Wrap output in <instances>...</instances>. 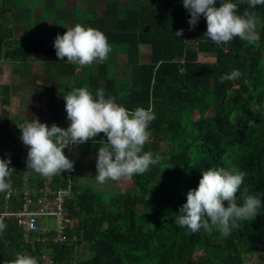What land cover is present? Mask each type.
I'll return each instance as SVG.
<instances>
[{
    "label": "trees",
    "instance_id": "16d2710c",
    "mask_svg": "<svg viewBox=\"0 0 264 264\" xmlns=\"http://www.w3.org/2000/svg\"><path fill=\"white\" fill-rule=\"evenodd\" d=\"M46 2L0 0V59L40 62L44 71L52 70L53 79L71 75L73 86L67 93L87 86L94 96L103 89L106 98L129 110L151 106L155 119L144 151L160 160L146 173L126 178L132 184L112 191L106 200L92 188L78 187L74 172L64 208L65 217L75 223L71 228L65 223L62 243L24 242L14 218L0 219L7 225L0 233V264H12L21 254L45 264L40 260L43 252L51 256L50 264H246L251 258L253 264H264V207L255 220L241 221L227 238L215 229L191 233L175 223L188 191L209 168L244 172L241 191L248 187L264 200V5L250 9L260 17L259 41L248 44L236 37L217 44L205 34L203 15L190 29V12L182 0H105L78 24L101 30L112 51L104 62L79 69L66 58L59 60L53 44L36 33L38 8L49 10L42 20L63 35L66 20L57 26L59 9ZM233 2L239 14L248 8L247 3ZM17 19L26 22L22 30ZM179 29L180 37L175 35ZM140 46L148 47L144 62ZM233 69L243 75L221 83L220 77ZM194 110L201 112L197 118L192 117ZM18 134L13 118L2 108L0 158L7 159L3 151L11 143L19 145ZM96 139L107 137L100 133ZM10 159L16 187L12 201L20 204V165L15 153ZM54 177L60 182L61 175ZM81 244L85 254L80 257Z\"/></svg>",
    "mask_w": 264,
    "mask_h": 264
},
{
    "label": "clouds",
    "instance_id": "9594fccd",
    "mask_svg": "<svg viewBox=\"0 0 264 264\" xmlns=\"http://www.w3.org/2000/svg\"><path fill=\"white\" fill-rule=\"evenodd\" d=\"M184 8L190 12L188 20L193 29L201 15L206 18L207 37L217 44H227L238 37L248 44H255L260 39L257 31L259 15L250 9L264 5V0H239L247 3L242 14L238 13V3L233 0H182ZM183 29L176 31L180 37ZM59 60H67L80 67L96 61L108 59L112 47L107 36L99 29L76 24L67 28L63 34H57L54 45ZM243 74L233 69L220 77V82L235 80ZM65 111L70 124L62 128L53 123L49 127L39 119L27 120L18 125L20 139L28 147L27 167L42 177L51 178L63 172L74 171V161L65 155L64 149L83 144L90 139L99 143L96 156V182L105 184L109 180L130 179L133 175L146 173L151 166L159 163V156L144 151L151 132L149 125L155 119L151 106L147 109L137 107L129 110L106 98L103 89H97L95 96L87 86L72 88L64 95ZM103 133L107 139L96 141ZM11 159L0 158V193L11 190L10 177L14 169ZM245 173L225 168H209L203 171L196 188L187 193V200L176 216L178 227H186L191 233L200 231L211 233L218 230L222 238H227L241 221L255 220L264 207V200L251 194L248 187H243ZM238 193L242 203H238ZM227 202L225 206L224 202ZM7 225L0 220V233ZM154 227V226H153ZM12 264H39L34 256L17 255Z\"/></svg>",
    "mask_w": 264,
    "mask_h": 264
},
{
    "label": "crops",
    "instance_id": "0c3cea01",
    "mask_svg": "<svg viewBox=\"0 0 264 264\" xmlns=\"http://www.w3.org/2000/svg\"><path fill=\"white\" fill-rule=\"evenodd\" d=\"M45 40L48 44L54 45L53 40L49 38ZM77 67L80 69L79 65ZM51 71L50 69L44 71L42 63L37 61L18 63L4 57L0 59V112L2 108L8 111L13 118V128L19 133L18 136H21L19 124L37 118L49 127L53 123L62 128L69 126L70 121L67 119L63 97L67 93L65 90L73 86L72 77L63 75L53 79L55 77H52ZM3 100L7 103L3 104ZM84 144L86 149H81L77 145L73 147V151L77 150L83 154L82 158L84 157L78 162L73 157L76 172L74 183L78 187L84 186L81 181L88 171L85 164L88 156L97 151L91 139Z\"/></svg>",
    "mask_w": 264,
    "mask_h": 264
},
{
    "label": "built area",
    "instance_id": "2783aa9c",
    "mask_svg": "<svg viewBox=\"0 0 264 264\" xmlns=\"http://www.w3.org/2000/svg\"><path fill=\"white\" fill-rule=\"evenodd\" d=\"M72 151L73 146L64 149L65 155L71 160H73ZM12 153L16 154L20 165L21 177L19 186L22 193L21 202L18 204L12 201V196L16 193V187L14 179L10 177L11 190L9 193L3 194L0 203V219L14 218L17 225L21 228L24 242H51L53 244L64 242L66 240L65 223H68L70 228L75 223V221L65 217L66 211L64 208V202L72 190V176L75 172V164L74 171L63 172L60 182H57L54 176L51 178H45L39 174L35 176V172L27 167L28 147L22 141L18 146L15 143H11L3 151V155L7 159L11 158ZM47 217L55 218V228L40 225V220ZM73 240H76V238H73ZM40 260L45 264L52 263L51 256L45 252L40 255Z\"/></svg>",
    "mask_w": 264,
    "mask_h": 264
},
{
    "label": "rangeland",
    "instance_id": "374dc122",
    "mask_svg": "<svg viewBox=\"0 0 264 264\" xmlns=\"http://www.w3.org/2000/svg\"><path fill=\"white\" fill-rule=\"evenodd\" d=\"M104 2H105V0H64L63 3H59L56 0H47L46 4L48 6L55 7V8L59 9V10H57V13H56V16L58 18H55V20H54V22L57 26H59V24H62L66 20L65 28L62 31V34H64L67 31V28L74 27L76 24H78L80 22V20L82 19V17L84 16V14L90 15L93 9L102 8L104 5ZM29 8H31L32 10L34 9V7H29ZM42 16L43 17L49 16V10H45V9L41 10V9L36 8V10L34 11V19L35 20L33 22L37 27L36 33L40 37L49 38V39L54 41L57 34H61L60 33L61 31L59 32L57 29H55L53 27V24L51 22L47 21L46 19L42 20V18H41ZM30 23H32V21ZM25 24H26V22H23L21 19H17V25L19 26V30H22L23 26ZM139 51H140V55H139L140 61H142V62L146 61L147 55H148L147 54L148 48L146 46H140ZM117 57H118V55H117ZM114 58H115V56H114ZM205 59L211 60V57L205 56ZM112 64L113 65H111L112 66L111 68L115 67L114 62H112ZM85 84H86V81H85ZM200 114H201L200 111L194 110L192 117L197 118L198 116H200ZM85 145L86 144L83 143V144H80L78 146L81 149H84ZM93 145H94V148L96 146L97 151L90 153V156H88V159L86 160V163H85L87 165L86 167H88V171H87L86 176L82 179L81 182L84 183L83 187L92 188L94 191L99 193L103 199L106 200L112 191H122L124 188L130 186L132 183L129 180H127L126 178H122L119 181L109 180L105 184L97 183L96 179H95L96 156H97V152H98V148L100 147V144L95 143ZM74 146L75 145H73V147ZM94 151H95V149H94ZM72 155L77 162L84 158V157L82 158L83 154L78 152L77 150L72 151ZM39 223L41 226L47 225L49 228H55L56 227L54 217H47L46 219L40 220ZM82 247H83V244L80 245L81 249H80V252L78 254V256H80V257L85 254V252H84L85 250ZM246 264H253V258L246 261Z\"/></svg>",
    "mask_w": 264,
    "mask_h": 264
}]
</instances>
